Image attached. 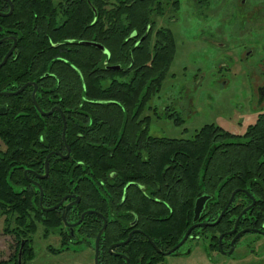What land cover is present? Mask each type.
Masks as SVG:
<instances>
[{
    "label": "trees",
    "instance_id": "16d2710c",
    "mask_svg": "<svg viewBox=\"0 0 264 264\" xmlns=\"http://www.w3.org/2000/svg\"><path fill=\"white\" fill-rule=\"evenodd\" d=\"M11 2L12 14L0 18V38L15 37V55L0 67V92L35 82L39 102V96H52L59 89L66 94L73 85L71 94L76 99L82 95L86 101L79 105L77 100H66L60 106L69 110L65 112L69 156L66 160L51 156L47 176L38 184L43 208L66 195L78 196V204L65 213L67 222L86 210L105 217L98 264H124L107 255L105 248L125 238L124 227L131 218L127 211L138 217V228L163 250L174 245L191 224L196 197L210 196L200 214V219L209 222L230 192L239 189L254 199L239 227L260 228L264 221V115H258L238 140L212 124L202 126L188 140L148 138L141 130L145 119L137 121L145 104L158 92L175 53L170 31L155 30L152 17L159 16L165 5L175 10L178 0H61L56 5L51 0ZM80 42L99 44L107 50L108 59L97 48ZM8 47V41L0 44V60ZM104 62L125 69L109 72L103 69ZM44 73L53 77L42 78ZM106 81L109 84L104 86ZM29 91L0 97V106L5 107L0 115L4 146L0 151V217L3 232L15 240V254L0 264H16L22 240V264L32 258L29 243L38 225L43 239L59 229L61 247L70 239L61 224L60 208L41 211L36 188L23 176L25 170L41 174L48 152L63 153L59 119L39 117ZM39 104L43 110L50 107ZM110 173L112 178H108ZM164 180L170 184L167 200L147 201L136 186L128 185L125 200L119 204L125 184L149 188L155 181L158 192L165 195ZM235 199L238 204L229 207L211 232L228 230L249 203L241 193ZM100 225L96 216L87 215L74 235L90 245ZM118 251L129 264H156L160 258L139 235Z\"/></svg>",
    "mask_w": 264,
    "mask_h": 264
},
{
    "label": "rangeland",
    "instance_id": "374dc122",
    "mask_svg": "<svg viewBox=\"0 0 264 264\" xmlns=\"http://www.w3.org/2000/svg\"><path fill=\"white\" fill-rule=\"evenodd\" d=\"M182 3L187 4L181 7ZM199 4L195 8L192 0H180L178 11L170 15L175 19L168 25L175 54L160 90L141 114L150 117L151 136L189 139L210 123L242 134L257 113H264V99L258 105L252 89L264 79V21L256 11L248 26L240 23L243 13L264 8V0H199ZM239 4L242 8L237 9ZM154 20L161 24L160 19ZM210 38V43L204 41ZM242 44L250 50L246 58ZM0 150H4L1 142ZM3 229L0 217V261H8L15 254V240ZM41 233L38 225L31 237L32 260L25 264H92L91 248L77 245L52 254L46 247L57 248L58 237L42 239ZM187 247V257L166 256L159 264H264V238L250 233L239 238L231 256L211 253L208 257L207 242L201 239L186 242L179 253Z\"/></svg>",
    "mask_w": 264,
    "mask_h": 264
},
{
    "label": "flooded vegetation",
    "instance_id": "af4514ba",
    "mask_svg": "<svg viewBox=\"0 0 264 264\" xmlns=\"http://www.w3.org/2000/svg\"><path fill=\"white\" fill-rule=\"evenodd\" d=\"M52 1V0H51ZM61 1V0H60ZM58 1V2H60ZM1 4H0V9H2V11H0V18H4V17H8L12 14V11H13V6H12V2L11 0H0ZM58 2L54 3L52 1V4L53 5H56ZM195 8L196 7H199V0H192ZM187 3H182L181 4V7H184L186 6ZM165 5V4H164ZM163 5V6H164ZM243 4H239L236 8H240ZM179 6H180V0H178L177 2V7L175 10H170L169 6L165 5L164 6V10L163 12L159 15V16H155V17H152V22H153V26H154V29H159V28H164V29H168L173 37V34L171 32V30L168 28L171 24V22L174 19V17H170L171 14L175 13L178 11L179 9ZM242 8V7H241ZM193 10V9H191ZM258 13V16H261L263 21H264V8H261L258 12V10H255V11H248L246 13H243L244 15V18H242L241 22L242 25H245V26H248L250 24V21L252 20V15L254 12ZM167 12V13H166ZM167 14V16H166ZM155 19H160L161 21V24L159 25H156L155 24ZM162 20H164V22H162ZM133 36V35H132ZM210 37V36H209ZM4 39L0 44L4 43V42H9V47L7 48L6 52L4 53L3 57L5 56V54L12 48V51L10 53V55L5 59L4 63L0 66L2 67L5 62L12 56L15 55V45H16V40H15V37L13 35H5L3 36L2 38H0V40ZM174 39V37H173ZM209 40H212L211 38L210 39H205L204 41L206 43H210L211 41ZM81 45H84V46H90V47H95L97 48L98 50H100L106 57V59H108V52L106 49H104L102 46H100L99 44H96V43H93V42H80ZM242 48H244L241 53H246V55H244V57H248L250 56V50L249 48H246L247 45H244L242 44ZM233 49V48H232ZM234 51V50H233ZM235 52V51H234ZM175 54V53H174ZM226 56H229V55H226ZM3 57L1 58L0 62L2 61ZM242 57V58H244ZM173 60V59H172ZM239 60V59H238ZM257 65V64H256ZM103 69L104 70H107L109 72H118V71H121V70H124L125 67H121L117 64H107L106 62L103 63ZM168 71V70H167ZM217 72H215L214 74H216ZM248 73V72H246ZM167 74V73H166ZM43 77H53L52 74H49V73H44L42 75V78ZM163 82V81H162ZM82 84V82H81ZM109 84V81H106L104 82V86L108 85ZM194 84L195 85H198L199 84V81H198V78H196L194 80ZM53 90H56L57 88V85L56 84H53ZM162 85V83H161ZM161 85H160V88H161ZM75 86L71 85L69 86V88L67 90H69L70 92H66V94H63V91L62 89H59L56 91V93H53L52 96L50 95H46V94H43L41 96H39L40 98V103H42L43 105L45 106H50L48 109H41L40 107V104L39 102H37L36 100V93H37V84L35 82H25L23 83L21 86H19L18 88H16L15 90H12V91H2L0 93H7L9 95L7 96H0V97H10V96H16L18 94H20L23 90L29 88L30 91H29V98H30V102H31V105L33 106L35 112L38 114L39 117L41 118H47V117H50V116H56L59 121H60V124H61V130H60V141H61V144H62V147H63V153H60V152H53V151H50L48 152L47 154L49 153H52V155H50L48 158H47V166H46V175L45 177H41L43 176L44 174V160H45V157H44V160H43V164H42V173L41 174H35L33 172H30L28 170H25L23 171V176L26 178V181L28 182L29 185L33 186L34 188H36L37 192H38V207L40 208L41 211L43 212H49V211H53V210H56L57 208H60V220H61V213L62 211H64V220H65V224L62 222L61 220V224H62V227L66 230L67 234L69 235L70 239L68 240V244L61 247V237L59 236L58 232H59V229L58 230H55L53 233L49 234L48 236L50 235H53V236H57L58 239H59V242H58V247L57 248H52L50 246H47L46 247V250L49 251L50 253L52 254H59L63 251H68L71 247L73 246H77V245H81L83 246L84 248L88 249V248H91L92 250V264H93V255H94V239L96 237V234L98 233V231L100 230V228L102 227L103 225V222H104V229H103V232L105 230V227H106V223H107V220L105 219L104 216H102L101 214L93 211V210H86V211H83L81 212L76 220L74 221H71V222H67L66 219H65V213L67 210H69L72 206H75L78 204L79 202V198L78 196L76 195H66L64 197H62L59 202L65 198V200L61 203V205L57 206L56 208H54L53 210H48L54 206H56L57 204L49 207V208H43L42 207V204L40 202V206H39V191L37 189V187L35 186L38 185L39 189L41 190L39 184H38V180H42L44 178H46L47 176V169H48V159L51 157V156H55L56 158L60 159V160H66L69 156V148H68V145L67 143L65 142V130H66V120H65V112L69 110L67 109H62L60 106H63V101L65 102L66 100L70 103H75L76 100L78 102L79 105H81L82 102H86L85 99L81 96V98L79 99H76L75 96L73 94H71V89H73ZM159 88V90H160ZM253 89V93L255 94V96L257 97V104L260 105L262 104L263 102V99H264V79L262 80V83L260 85H257V86H253L252 87ZM158 90V91H159ZM17 92V93H16ZM32 92H33V101L35 102V104L37 105L38 109L37 110L34 105H33V102H32ZM15 93V94H14ZM158 93V92H157ZM156 93V94H157ZM154 94V95H156ZM40 95V94H38ZM70 95H72L73 97H71ZM153 95V96H154ZM67 96L70 98L67 99ZM152 96V97H153ZM151 97V98H152ZM150 98V99H151ZM149 99V100H150ZM148 100V102H149ZM147 102V103H148ZM146 103V104H147ZM77 104V105H78ZM145 104V105H146ZM77 105L75 106L76 109H77ZM145 107V106H144ZM0 115H2L3 113H5V107L4 106H0ZM144 110V108H143ZM142 110V112H143ZM142 112L140 113V115L138 116L137 118V121L141 122L143 119H145L142 123H141V130H144L145 132V135L146 137L148 138H160V139H174V138H166V137H155V136H151L148 134V123L150 121V117L149 116H143L141 117V114ZM258 115H264V113H257L256 114V117H255V120L254 122L256 121L257 119V116ZM167 117V116H166ZM254 122L252 124H249L245 127L244 131L242 134H234V133H231L229 131H226L224 129H222L221 127L217 126V125H214L218 128H220L222 131L226 132L227 134H229L231 137H234L236 138L237 140L240 139L242 137V135L245 133V130L248 126L250 125H253ZM211 124V123H210ZM205 125H209V124H205ZM204 126V125H203ZM202 127V126H201ZM200 127V128H201ZM64 128V130H63ZM199 128V129H200ZM198 129V130H199ZM197 130V131H198ZM62 131H63V135H62ZM196 131V132H197ZM196 132L192 135V137L196 134ZM118 134L121 135V133L118 132ZM191 137V138H192ZM189 138V139H191ZM176 140H188V139H176ZM235 140V139H234ZM1 151V150H0ZM28 175L31 176L28 177ZM114 176L113 173H110L108 175V178H112ZM178 178L176 177L175 178V183L178 181L177 180ZM165 183L163 184V187H164V191H165V195H161V191L158 192V186L155 185V181H152L150 184L151 186L148 188L147 186H144V185H139L137 183H134V182H129L127 184H125L122 188H121V195H120V199H119V204H123L124 200H125V197H124V194H125V189L127 188L128 185H132V186H136L138 188V190L140 191L141 195H142V198L147 200V201H151L153 203H159L160 201L158 199H162V198H165L166 200L168 199L169 195L168 194V187L170 184L168 182H166V180H164ZM154 186V187H153ZM42 192V190H41ZM237 193H241L243 194V196H245V198L249 201L248 204L244 205L241 210L238 212V214L233 218V222H232V225L231 227L228 229V230H217L214 232H211L210 229L215 227L216 225H218V223L220 222V220L222 219V217L224 216V214L226 213V211L229 209V207L231 206H234V205H237L238 204V201L235 199V195ZM232 196V199L230 201V203L227 205V202L228 200L230 199V197ZM201 197H205L206 200L204 201L203 205H202V209L201 211L198 213V216L196 218L195 221H193V217H194V214H193V208H194V203L195 201L198 199V198H201ZM210 199V196H207V195H200L198 197L195 198V200L193 201V206H192V218H191V224L184 230L183 234L181 235V237L176 241V243L170 247H163L165 249H160L158 248L154 242H152L147 236L146 234H144L142 232L141 229L138 228L137 226V221H138V217L136 215H132L129 211H127L128 215L131 216V218L128 220L126 226L124 227V231H126V236L124 239L116 242V243H112L110 245H108L106 248H105V253L109 256H112V257H117L119 259H121L123 261L124 264H129L128 263V259L127 257L120 251H118V248H123L124 246H126L129 241L134 237V236H142L144 237V239L146 240V242L149 244V246L151 247V249L153 250V252L158 255L160 258H159V261L156 263V264H159L164 257L166 256H176V255H181V256H185L187 257L189 254H190V248L187 247L186 250L182 253H179V249L185 245L186 242L188 241H197L199 239L201 240H204L207 242V248H208V251L210 252L208 257L211 255V253H215V254H218V255H221V256H231L234 249H235V245L237 243V241L239 240V238L246 234V233H250V234H253L255 235L257 238L258 237H263L264 238V221L263 223L261 224L260 228H249V227H242L240 228L238 223L240 221L241 218H243V216L254 206V199L253 197L248 193L246 192L245 190H239V189H235L233 191L230 192L224 206L221 208V210L218 212V214L216 215V217L214 218V220L212 221H209V222H205L203 221L202 219H200V214L206 204V202ZM41 201H42V196H41ZM70 204L69 207L66 208V206ZM225 208V211L223 212V215L221 216V218L216 222V220L218 219V216L220 215V213L222 212V210ZM44 210H48V211H44ZM245 210V211H244ZM244 211V212H243ZM121 212V210H120ZM243 212V213H242ZM83 213H86L85 215H83L82 219H80V216L83 214ZM87 215H94L96 216V218H98L100 221H101V225H100V228L98 229V231L96 232L94 238L92 239L90 245H86L84 244L82 241L81 238L77 237L74 235V231L76 230L77 226L83 222L84 220V217H86ZM240 215V216H239ZM239 216L237 222H236V227H235V230L233 233L230 234V232L233 230V227H234V223L237 219V217ZM167 217H160L158 218L159 220H164L166 219ZM157 220V219H155ZM216 222V223H215ZM66 225H70V228L67 227ZM191 226H195L193 229H191L189 231V233L187 234L185 240L174 250H172L176 245H178L181 240L183 239L186 231L191 227ZM242 231H245L244 233H242L239 237H237L232 245H230V242L231 240L233 239V237L239 233V232H242ZM103 232L101 233V235L103 234ZM101 235L99 236V239H98V243H97V264H98V257H99V254L101 252L100 250V237ZM47 236V237H48ZM32 237V236H31ZM46 237V238H47ZM43 239V238H42ZM127 240V241H126ZM126 241V242H125ZM21 242V241H20ZM19 242V243H20ZM22 242L24 243V241L22 240ZM125 242V243H124ZM257 242V240L255 241V243ZM22 243V245H23ZM31 243H32V238L30 240V243H29V248L32 250V247H31ZM254 243V242H253ZM113 246V247H112ZM250 246V245H249ZM248 246V247H249ZM19 247V246H18ZM172 250V251H171ZM18 251V249H17ZM55 251V252H53ZM59 251V252H57ZM169 251H171L170 253H168ZM33 252V251H32ZM168 253V254H166ZM17 255V254H16ZM243 258V257H242ZM31 259H28L26 260L25 262H29L31 261ZM244 260V258L242 259ZM240 260V261H242ZM25 262L23 264H25Z\"/></svg>",
    "mask_w": 264,
    "mask_h": 264
},
{
    "label": "water",
    "instance_id": "95a60500",
    "mask_svg": "<svg viewBox=\"0 0 264 264\" xmlns=\"http://www.w3.org/2000/svg\"><path fill=\"white\" fill-rule=\"evenodd\" d=\"M3 40H4V39L0 40V43H1ZM11 51H12V48H11V49L5 54V56L3 57L2 61L0 62V66L4 63L5 59L10 55ZM16 93H17V92H16ZM14 94H15V93H14ZM7 95H9V94H7V93H0V96H7ZM31 96H32V102H33L34 107H35L37 110H39L38 107H37V105H36L35 102L33 101V92H32V95H31ZM0 111H1V110H0ZM63 130H64V128H63ZM62 135H63V131H62ZM50 155H52V153L47 154V156L45 157V160H44V174H43V176H41V177H45V175H46L47 158H48ZM35 186L37 187V189H38V191H39V206H40L42 192H41V190L39 189L38 185L35 184ZM231 199H232V196H231L230 199L228 200L227 205L230 203ZM64 200H65V198H63V199H62V200H61L56 206H54V207H52V208H50V209H48V210H53V209L56 208L57 206L61 205V203H62ZM205 200H206L205 197H201V198H198V199L195 201V203H194V208H193V214H194L193 221L196 220V218H197V216H198V213L201 211V209H202V205H203V203H204ZM69 206H70V204H68V205L66 206V208L69 207ZM48 210H44V211H48ZM224 211H225V208L222 210V212H221L220 215L218 216V219L216 220V222L221 218V216L223 215V212H224ZM244 211H245V210H244ZM244 211H243V212H244ZM243 212H242V213H243ZM85 214H86V213H83V214L80 216V219H82L83 215H85ZM239 216H240V215H239ZM239 216L237 217V219H236V221H235V223H234L233 230L230 232V234L234 232L235 227H236V222H237ZM61 220H62V222L65 224V220H64V211H62V213H61ZM216 222H215V223H216ZM66 226L70 228V225H66ZM194 227H195V226H191V227L186 231V233H185L183 239L181 240V242H180L178 245H176L172 250L176 249V248H177V247H178V246H179V245L185 240V238H186L187 234L189 233V231H190L191 229H193ZM103 229H104V222H103L102 227L100 228V230L98 231V233L96 234V237H95V239H94L93 264H97V261H96V259H97V243H98L99 236H100L101 233L103 232ZM244 232H245V231H242V232L237 233V234L233 237V239L231 240L230 245H232L233 241H234L237 237H239L242 233H244ZM126 241H127V240H126ZM126 241H125V242H126ZM125 242H124V243H125ZM22 243H23V242L21 241L20 244H19V247H18V251H17V255H16V264H21V248H22ZM112 247H113V246H112ZM172 250H171V251H172ZM171 251H169L168 253H170ZM168 253H166V254H168Z\"/></svg>",
    "mask_w": 264,
    "mask_h": 264
}]
</instances>
